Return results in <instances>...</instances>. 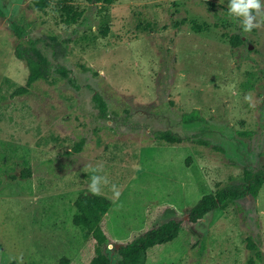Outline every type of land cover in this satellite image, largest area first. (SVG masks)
Segmentation results:
<instances>
[{"label": "rangeland", "instance_id": "374dc122", "mask_svg": "<svg viewBox=\"0 0 264 264\" xmlns=\"http://www.w3.org/2000/svg\"><path fill=\"white\" fill-rule=\"evenodd\" d=\"M69 2L81 11L74 23L56 6L0 0V264L93 256L72 222L75 198L89 193L85 164L102 165L121 191L100 194L111 202L101 221L110 264L120 245L170 219L178 236L145 264H264V184L194 223L187 216L244 168L264 171V24L244 32L229 0ZM27 40L50 64L20 93L28 69L15 49ZM191 112L199 118L184 122ZM165 130L183 141L155 137Z\"/></svg>", "mask_w": 264, "mask_h": 264}, {"label": "trees", "instance_id": "16d2710c", "mask_svg": "<svg viewBox=\"0 0 264 264\" xmlns=\"http://www.w3.org/2000/svg\"><path fill=\"white\" fill-rule=\"evenodd\" d=\"M89 2H102L103 4H111L115 0H86ZM38 10H43L47 6H56L63 15L65 23H74L81 16V11L74 8L69 0H33ZM195 28H199L196 26ZM107 25L99 28L101 35L107 33ZM230 41L234 46L241 44L242 39L238 35H232ZM27 45L18 44L15 49V55L18 59L25 62L28 69V75L24 86H19L17 91L22 93L28 91L29 87L35 82L45 79L48 75L49 60L38 48H36L31 40H27ZM98 106L102 112L106 111V104L99 94H95ZM199 116L195 112L183 114L181 119L189 123L198 119ZM155 137L167 143H181L183 138L170 132L169 130L157 131ZM80 144H77L79 149ZM21 175L24 176L22 172ZM264 184V171L253 170L250 167L244 168L242 172V181L236 184L227 185L218 188L213 193H206L189 209L188 220L192 223L203 218L208 213L225 208L230 201L242 198L247 195L256 196L260 187ZM111 202L108 198L100 195H92L91 193H79L74 200L75 212L72 216L74 225L85 229L93 246V256L87 260L86 264H110L104 248L109 237L106 229L101 225L103 216L110 208ZM181 222L170 219L156 227L134 237L117 249L118 260L116 264H145L148 254L160 245L171 243L178 236ZM1 251V245H0ZM7 264H18L12 260ZM57 264H69L67 257H61Z\"/></svg>", "mask_w": 264, "mask_h": 264}, {"label": "clouds", "instance_id": "9594fccd", "mask_svg": "<svg viewBox=\"0 0 264 264\" xmlns=\"http://www.w3.org/2000/svg\"><path fill=\"white\" fill-rule=\"evenodd\" d=\"M228 12L233 18L239 19L244 32H251L254 28H258L264 24V4H262L261 0H229ZM245 100L250 102L251 96L246 95ZM83 171L85 173H92L88 183L89 193L92 195H100L102 188L110 185L113 200L119 199L121 195L119 186L111 183L106 175H101L104 171L102 165L97 164L93 166L91 164H85ZM12 259L16 258L13 257ZM19 259L22 264V257Z\"/></svg>", "mask_w": 264, "mask_h": 264}]
</instances>
